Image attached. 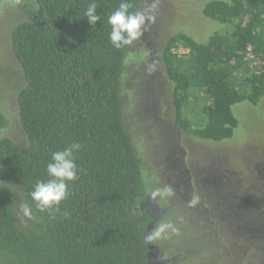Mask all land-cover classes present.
<instances>
[{
    "label": "trees",
    "instance_id": "trees-1",
    "mask_svg": "<svg viewBox=\"0 0 264 264\" xmlns=\"http://www.w3.org/2000/svg\"><path fill=\"white\" fill-rule=\"evenodd\" d=\"M91 2L23 0L25 19L11 30L23 78L17 105L26 145L0 139V264H149L151 242L144 237L153 220L122 111L130 46L115 49L107 23L121 0H95L101 19L94 27L84 17ZM129 2L130 11L143 3ZM202 16L227 31L206 42L173 34L160 59L174 123L187 137L220 143L238 127L233 106H257L264 98V0H209ZM178 46L188 54H174ZM190 105L203 119L194 127L185 115ZM6 125L0 113V131ZM73 142L82 145L79 179L69 183L71 195L60 204L68 217L53 218L36 209L30 193L49 178L52 153ZM10 196L32 208L27 226L16 222Z\"/></svg>",
    "mask_w": 264,
    "mask_h": 264
},
{
    "label": "rangeland",
    "instance_id": "rangeland-1",
    "mask_svg": "<svg viewBox=\"0 0 264 264\" xmlns=\"http://www.w3.org/2000/svg\"><path fill=\"white\" fill-rule=\"evenodd\" d=\"M142 1L139 11L153 3ZM208 1L155 0L154 23L126 56L123 120L142 167L149 210L154 217L165 210L159 223L177 229L151 242L150 262L264 264V98L257 106H233L238 127L220 143L187 137L173 121L171 85L160 58L173 34L206 42L213 33L227 31L202 16ZM22 2L0 0V113L7 122L0 139L11 138L23 148L17 105L23 78L10 39L11 30L25 19ZM185 115L193 127L201 122L192 105ZM193 196L199 197L194 206ZM10 197L16 222L27 226L31 220L20 213L23 203Z\"/></svg>",
    "mask_w": 264,
    "mask_h": 264
},
{
    "label": "clouds",
    "instance_id": "clouds-1",
    "mask_svg": "<svg viewBox=\"0 0 264 264\" xmlns=\"http://www.w3.org/2000/svg\"><path fill=\"white\" fill-rule=\"evenodd\" d=\"M156 6V2L153 0V3L143 11H130L133 5L129 0H121L118 8L108 16L107 20L111 26L109 40L112 46L115 49H122L139 40L154 23ZM97 8L98 4L92 0L84 13V17L92 27L101 19L97 14ZM81 148V143L73 142L62 150L52 153L51 162L46 167L49 178L46 181H37L30 193L36 209L40 212H48L53 218L56 213L65 218L68 217L67 212H61L60 204L71 195L69 183L79 179L76 154ZM198 200V196H193L190 201L191 205L194 206ZM20 213L28 220L34 219L32 208L27 203L20 206ZM176 231L177 229L172 223H158L144 239L147 242L166 239L170 232L175 233Z\"/></svg>",
    "mask_w": 264,
    "mask_h": 264
},
{
    "label": "flooded vegetation",
    "instance_id": "flooded-vegetation-1",
    "mask_svg": "<svg viewBox=\"0 0 264 264\" xmlns=\"http://www.w3.org/2000/svg\"><path fill=\"white\" fill-rule=\"evenodd\" d=\"M142 6V5H141ZM141 8V7H140ZM140 10V9H139ZM147 205H148V198H147ZM160 210H162V209H160ZM148 212L151 214V217H152V220H153V225H155L162 217H161V215L165 212V210H162L161 212H158L157 213V216H155L154 217V214L153 213H151L150 212V210H149V205H148ZM167 213V212H166ZM163 216V215H162ZM157 220V221H156ZM152 228H154V227H152ZM151 258V257H150ZM152 260V259H151ZM157 264H165L164 262H156ZM155 262L154 263H151L150 262V264H156Z\"/></svg>",
    "mask_w": 264,
    "mask_h": 264
},
{
    "label": "built area",
    "instance_id": "built-area-1",
    "mask_svg": "<svg viewBox=\"0 0 264 264\" xmlns=\"http://www.w3.org/2000/svg\"><path fill=\"white\" fill-rule=\"evenodd\" d=\"M173 53L178 56H185L188 54V50L182 46H178L172 49Z\"/></svg>",
    "mask_w": 264,
    "mask_h": 264
},
{
    "label": "water",
    "instance_id": "water-1",
    "mask_svg": "<svg viewBox=\"0 0 264 264\" xmlns=\"http://www.w3.org/2000/svg\"><path fill=\"white\" fill-rule=\"evenodd\" d=\"M146 207H147V210H148V205H147V203H146ZM152 225V224H151ZM150 225V226H151ZM149 226V227H150ZM149 229V228H148ZM150 257H151V247H149V252H148V260H150ZM149 264H150V261H149Z\"/></svg>",
    "mask_w": 264,
    "mask_h": 264
}]
</instances>
